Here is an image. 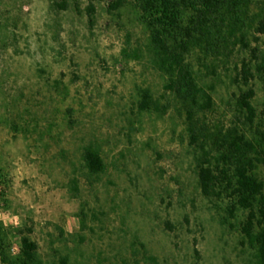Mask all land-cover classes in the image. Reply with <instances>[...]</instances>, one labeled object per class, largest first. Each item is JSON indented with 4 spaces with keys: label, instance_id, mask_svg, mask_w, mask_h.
Returning a JSON list of instances; mask_svg holds the SVG:
<instances>
[{
    "label": "rangeland",
    "instance_id": "1",
    "mask_svg": "<svg viewBox=\"0 0 264 264\" xmlns=\"http://www.w3.org/2000/svg\"><path fill=\"white\" fill-rule=\"evenodd\" d=\"M88 2L0 0V226L29 228L41 264H253L246 210L230 216L227 199L200 191L186 114L132 4L108 12L95 0L90 25ZM248 39L264 51V34ZM243 59L252 60L240 45L214 66L192 59L214 101L203 114L211 130H249L235 116ZM249 85L264 129L261 83ZM143 89L149 109L139 107ZM88 145L104 161L97 174L82 160ZM257 175L264 181V164ZM6 244L19 252L15 231Z\"/></svg>",
    "mask_w": 264,
    "mask_h": 264
},
{
    "label": "trees",
    "instance_id": "2",
    "mask_svg": "<svg viewBox=\"0 0 264 264\" xmlns=\"http://www.w3.org/2000/svg\"><path fill=\"white\" fill-rule=\"evenodd\" d=\"M94 1L89 0L87 6L90 25ZM127 1L148 33L155 64L166 77L164 89L186 114V128L197 149L196 175L201 193L208 198L227 199L230 216L238 209L246 210L241 234L254 249L253 264H264V181L257 175L258 166L264 164V129L254 127L255 90L249 85L257 79L264 92V51L257 45L251 47L248 39L252 32L264 34V0H108L107 11L119 10ZM53 4L64 7L59 2ZM237 45L249 50L252 59H243L234 77V81L247 86L240 88L235 99V116L249 130L241 131L237 122L226 129L214 125L211 130L203 114L213 108L214 101L211 92L199 83L192 59L200 65L210 62L214 66L215 60L227 58ZM152 105L151 92L143 89L140 109ZM154 108L159 109L157 105ZM82 160L90 174L104 170L99 150L91 145L84 147ZM11 229L19 237V252L14 255L6 244ZM30 231L27 227L0 226L2 264H41ZM67 261L66 256H60L59 264Z\"/></svg>",
    "mask_w": 264,
    "mask_h": 264
},
{
    "label": "built area",
    "instance_id": "3",
    "mask_svg": "<svg viewBox=\"0 0 264 264\" xmlns=\"http://www.w3.org/2000/svg\"><path fill=\"white\" fill-rule=\"evenodd\" d=\"M3 207H4L3 192H2V189H1V186H0V223L2 222L3 216L5 214L4 210H3Z\"/></svg>",
    "mask_w": 264,
    "mask_h": 264
}]
</instances>
